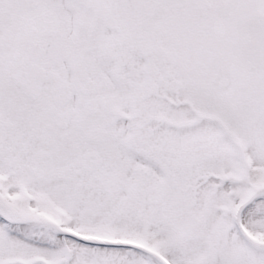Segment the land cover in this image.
Masks as SVG:
<instances>
[{"label":"snow or ice","instance_id":"1","mask_svg":"<svg viewBox=\"0 0 264 264\" xmlns=\"http://www.w3.org/2000/svg\"><path fill=\"white\" fill-rule=\"evenodd\" d=\"M0 264H264V0H0Z\"/></svg>","mask_w":264,"mask_h":264}]
</instances>
